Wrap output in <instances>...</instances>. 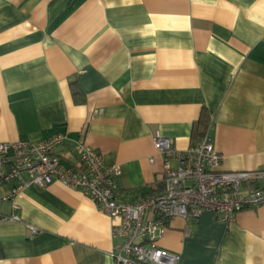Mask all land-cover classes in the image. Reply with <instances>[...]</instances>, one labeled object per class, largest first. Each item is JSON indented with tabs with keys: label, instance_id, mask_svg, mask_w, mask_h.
<instances>
[{
	"label": "crops",
	"instance_id": "obj_1",
	"mask_svg": "<svg viewBox=\"0 0 264 264\" xmlns=\"http://www.w3.org/2000/svg\"><path fill=\"white\" fill-rule=\"evenodd\" d=\"M204 110L222 169H264V0H0V142L65 132L55 152L73 167L83 137L120 166L132 201L163 187L154 133L186 150ZM17 202L22 221H0V264H114L119 220L82 191L32 185ZM159 244L178 264H264V204L228 224L175 217Z\"/></svg>",
	"mask_w": 264,
	"mask_h": 264
},
{
	"label": "built area",
	"instance_id": "obj_2",
	"mask_svg": "<svg viewBox=\"0 0 264 264\" xmlns=\"http://www.w3.org/2000/svg\"><path fill=\"white\" fill-rule=\"evenodd\" d=\"M66 139L65 132H58L39 142H0V187L10 186L9 192L0 196V221L21 222L17 197L22 191L57 181L82 191L98 210L119 220L112 227L114 237L121 240L113 252L114 264H178L181 255L159 244L171 219L196 220L211 212L228 224L239 212L264 204V169H222L223 154L216 149L209 131L186 150L155 132L153 145L165 156L163 187L132 201L120 198L115 179L120 166L107 163L83 137L74 143L77 165L63 166L55 150ZM4 202H11L10 214L2 211ZM27 227L31 235L42 232L37 226Z\"/></svg>",
	"mask_w": 264,
	"mask_h": 264
},
{
	"label": "trees",
	"instance_id": "obj_3",
	"mask_svg": "<svg viewBox=\"0 0 264 264\" xmlns=\"http://www.w3.org/2000/svg\"><path fill=\"white\" fill-rule=\"evenodd\" d=\"M71 89L77 102L82 103L85 101L84 94L80 90L77 84V78L75 80H72ZM209 122H210L209 115L205 110L202 111L200 119L194 125L193 135L197 138L202 136L207 130Z\"/></svg>",
	"mask_w": 264,
	"mask_h": 264
}]
</instances>
